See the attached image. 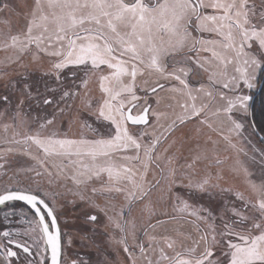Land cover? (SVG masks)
I'll return each instance as SVG.
<instances>
[{
    "label": "snow or ice",
    "instance_id": "obj_1",
    "mask_svg": "<svg viewBox=\"0 0 264 264\" xmlns=\"http://www.w3.org/2000/svg\"><path fill=\"white\" fill-rule=\"evenodd\" d=\"M0 5V11L8 8L4 0ZM0 50L14 53L6 57L14 63L26 55L37 63L46 58V75L57 84L70 73L73 84L60 88V101L79 100L106 130L101 133L85 124L96 133L91 139L56 131L45 134L44 129L54 124L53 114L39 124V131L14 133L6 139L0 160L16 151L13 146L34 144L43 158L33 159L46 172L49 160L58 159L56 174L71 172L75 186L88 189L98 181L99 187L90 188L92 194L122 197L127 207L109 219L122 234L118 243L128 264H141V259L143 264H264V176L257 183L243 168L237 170L244 175L245 192L234 194L240 207L233 204L223 215L195 208L175 190L186 187L189 199L194 200L215 187L210 175L195 172L199 155L186 165L191 172L187 185H177L175 168L168 169L167 199L174 201V212L195 218L194 232L154 235L146 246L137 241L135 220L123 218L139 204L149 221L156 220L148 228L165 223L153 216L151 199L161 180L150 178L152 168L160 167L157 149L163 131L157 135L147 129L162 119L168 121V130L192 120L208 124L210 102L217 97L226 103L212 116L223 111L231 119L237 104L247 107L251 97L235 93L241 85L254 87L256 73L264 69V0H33L23 27L0 38ZM93 77L101 93L95 99L88 88ZM226 92L233 96L229 98ZM24 94L30 95L27 85ZM0 100L7 103V97ZM42 103L56 101L49 97ZM59 111L62 114L64 109ZM19 116L17 111L13 119ZM233 123L234 130L243 127ZM8 128L5 124V131ZM166 159L170 165L171 159ZM4 167L0 163V169ZM105 174L106 180L102 179ZM9 201L30 206L35 217L30 231L38 234L43 252L34 259L39 244L33 241L34 248L4 231L0 248L5 258L0 264H44L46 258L50 264H69L63 259L61 228L48 195L31 186H5L0 190V205ZM89 219L95 221L96 216ZM153 255L155 259L150 258Z\"/></svg>",
    "mask_w": 264,
    "mask_h": 264
},
{
    "label": "rangeland",
    "instance_id": "obj_2",
    "mask_svg": "<svg viewBox=\"0 0 264 264\" xmlns=\"http://www.w3.org/2000/svg\"><path fill=\"white\" fill-rule=\"evenodd\" d=\"M256 2L258 3L259 0ZM4 3L8 4V8L0 11V38H3L9 31L15 33L23 27L24 18L30 11L33 0H4ZM3 21H8V23L5 24ZM8 56L14 57V53L0 50V97H7V103L0 100V147L4 146V141L11 139L14 133L30 134L39 131V124L44 123L45 117L52 118L53 114L56 119L52 126L44 129L45 134L56 131L72 138L83 136L86 139H91L96 133L85 127V124L91 125L92 129H97L101 133L105 132L96 126L97 122L91 112L79 100L61 102L60 92L49 91L55 87H58L59 90L60 88L69 89L73 84L70 73L67 79L61 78L62 84H57L51 76L46 75L49 71V63L46 58L37 63L30 55H26L19 63H14L6 59ZM260 73L261 70L256 73L253 81L254 87L247 88L241 85L235 95L251 97L257 88ZM75 83L78 84L80 81L77 80ZM25 85L30 90L28 96L24 94ZM88 88L89 95L93 99L101 95L99 85L94 77L89 81ZM80 91L83 94L84 90L80 89ZM217 91H222V89ZM226 96L231 98L233 93L226 92ZM49 97L53 98L56 103L44 105L42 100ZM250 100L247 101L246 108L237 104V107L232 110L231 119L223 111L217 116L211 115L218 108L222 109L225 106L226 102L217 97L214 102H210L208 124L192 120L184 124H177L168 130V121L162 119L159 125L154 124L153 128L147 129L149 134L155 132L159 135L163 131V137L157 149L160 157L157 163L160 167L152 168L150 178L155 176L156 179L161 180L160 188L153 191L151 199L154 204L153 216H158L165 223L155 228H148L149 222L155 225L156 220L149 221L147 212L142 211L143 206L137 204L132 208L131 215H125L123 218L135 220L138 242L147 246L149 238L154 235L159 237L165 233L188 234L194 232L195 218L187 213L177 214L174 212V201L169 202L167 199L168 180L165 177L168 176L170 167L176 170L178 177L176 184L187 185L191 172L186 165L191 163L197 155L201 157L196 162L195 172L199 175H210L215 187H210L206 193L200 194L194 200L189 199V190L186 187L175 190L180 191L184 199L188 200L195 208L209 209L213 211L214 215H223L225 208H230L233 204L240 207L238 201L234 199V194L237 191L245 192V180L242 171H238V168L246 169L253 181L260 182L259 178L264 176V147L249 120ZM21 101H23L22 105ZM35 101L41 106L40 110L33 107ZM168 102L164 101L160 105V109L165 110V105ZM59 109H64L62 114ZM17 111L20 113L18 120L13 119ZM233 122L240 123L243 127L238 131L234 130ZM150 123L153 122L150 121ZM5 124L9 125L7 131L4 129ZM13 147L16 148V151L7 154L4 159L0 160V163L5 164V167L0 169V176L5 178L7 186H31L34 190L39 188L48 195V199L55 205L58 213L65 211V217H61L59 220L62 231L63 259L69 258V264L72 261H76V264H87L83 261V256L89 255L91 260L88 264H128L126 254L118 243L122 234L109 219L115 213L120 212L121 208L127 207L123 198L92 194L90 188L92 186L99 187L98 181L89 185L88 189L75 186L71 180V172L67 176L56 174L54 165L61 163L58 159L49 160L46 172L44 168L40 167L37 160L33 159L34 156L43 158L42 152L34 144ZM166 158L171 159L170 165ZM36 172L41 174L37 176ZM49 172L52 174L49 175ZM102 179H107L106 174ZM85 211L95 212L96 215L98 214L97 219L92 221L83 217ZM163 213H167V215H162ZM15 222L18 223V221ZM31 227L32 224L22 230L23 236L31 238L30 245L34 248L36 244H39L37 254L42 253L43 243L39 240L37 233L30 231ZM129 242H132L130 237ZM160 246L162 245H153L156 248ZM136 255L139 257V252ZM150 258L155 259V256ZM44 264H48L47 258ZM141 264H143L142 259Z\"/></svg>",
    "mask_w": 264,
    "mask_h": 264
},
{
    "label": "flooded vegetation",
    "instance_id": "obj_3",
    "mask_svg": "<svg viewBox=\"0 0 264 264\" xmlns=\"http://www.w3.org/2000/svg\"><path fill=\"white\" fill-rule=\"evenodd\" d=\"M50 77V75H48ZM263 81V86L260 90V92H258V89L260 87V84ZM53 89H56V92H60L58 87H55ZM46 90V89H45ZM264 92V69L261 70L260 73V77L257 81V88L256 90L251 94V100H250V105H249V120L251 122V126L254 130V132H256L257 135L261 134L260 131L255 128V123L253 120V106L255 104V101L257 100L258 97H261L263 95ZM33 107H35L37 110H40L41 106L38 104V102L35 101ZM254 123V125H253ZM96 126H98L99 128L103 129L104 131L105 128L101 127V125L99 123H96ZM260 142L262 143L263 147H264V136L263 138L260 136L258 137ZM37 184V183H35ZM7 186L6 185V181L5 178L3 176H0V190H3V188ZM14 186V185H12ZM54 208V211L57 215L58 220H60L61 217H65V211L63 212H57L55 205H53V203H51V205ZM7 214V215H6ZM96 216L97 219V215L95 214V212L92 211H85V213L83 214V217L85 218H89L90 216ZM33 219H35L32 211L30 210V208L25 205L22 202L19 201H11L6 203L5 205H1L0 206V242L3 241V236L2 233L4 231H8L11 232L13 234V238L23 241L27 244L30 245V242H32L31 238L29 237H25L23 236L22 230L26 227H29V225L31 224V221H33ZM15 221H18V223H16ZM21 226V227H18ZM28 229V228H27ZM35 237V236H34ZM33 244V243H32ZM38 257L34 256V259ZM4 256L2 254V248H0V260H4ZM21 258L23 259V254H21ZM83 261L86 262L87 264L90 262V257L89 255H84L83 256ZM69 262V258L66 259Z\"/></svg>",
    "mask_w": 264,
    "mask_h": 264
},
{
    "label": "trees",
    "instance_id": "obj_4",
    "mask_svg": "<svg viewBox=\"0 0 264 264\" xmlns=\"http://www.w3.org/2000/svg\"><path fill=\"white\" fill-rule=\"evenodd\" d=\"M252 110H253V114H252L253 120L255 123L254 127L260 131L261 133L260 135L263 138L264 136V92L261 97L257 98ZM257 137H260V136L257 135Z\"/></svg>",
    "mask_w": 264,
    "mask_h": 264
},
{
    "label": "water",
    "instance_id": "obj_5",
    "mask_svg": "<svg viewBox=\"0 0 264 264\" xmlns=\"http://www.w3.org/2000/svg\"><path fill=\"white\" fill-rule=\"evenodd\" d=\"M262 86H263V81H262V83L260 84V87H259V89H258V92H260V90H261V88H262ZM253 125H254V123H253ZM259 136H261L260 134H259ZM9 202H11V201H9ZM19 202H22V203H24L25 205H27L26 204V202H24V201H19ZM8 203V202H7ZM1 206V205H0ZM28 206V205H27ZM29 208H30V206H28ZM57 222H58V224H59V220H58V218H57ZM59 226H60V224H59ZM61 228V227H60ZM61 233H62V231H61ZM62 245H63V242H62ZM48 264H50V261L48 260Z\"/></svg>",
    "mask_w": 264,
    "mask_h": 264
}]
</instances>
